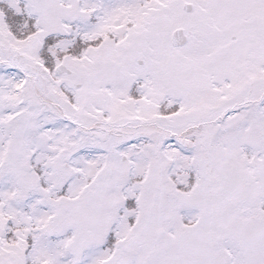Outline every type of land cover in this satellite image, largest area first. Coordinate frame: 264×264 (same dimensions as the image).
Segmentation results:
<instances>
[{
  "label": "snow or ice",
  "instance_id": "6c2138e0",
  "mask_svg": "<svg viewBox=\"0 0 264 264\" xmlns=\"http://www.w3.org/2000/svg\"><path fill=\"white\" fill-rule=\"evenodd\" d=\"M0 264H264V0H0Z\"/></svg>",
  "mask_w": 264,
  "mask_h": 264
}]
</instances>
